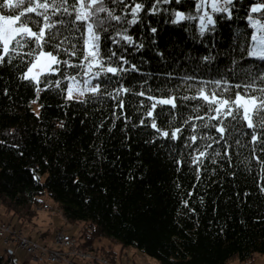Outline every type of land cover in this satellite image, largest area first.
<instances>
[{
    "label": "trees",
    "instance_id": "obj_1",
    "mask_svg": "<svg viewBox=\"0 0 264 264\" xmlns=\"http://www.w3.org/2000/svg\"><path fill=\"white\" fill-rule=\"evenodd\" d=\"M196 3L162 4L159 14L145 16L149 23L129 29L145 47L131 48L126 54L140 71L122 81L132 89L123 97V116L118 102L104 95L64 106L59 89L42 92L35 113L33 87L19 79L26 71L24 64L14 61L18 66L0 67V203L8 211L31 215L41 195L47 194L66 221L82 224L79 238L88 245L109 238L122 247H134L158 264H228L233 259L245 262L264 256V192L260 191L264 172L254 158L264 159V153L254 148L251 136L234 131L229 137L231 164L228 157L218 158L216 164L206 160L201 168L209 170L197 179L190 159L195 152L185 147L193 131L183 121L197 112L203 115L197 108L203 101L178 99L176 109L158 105L153 117L146 115L153 102L148 96L158 100L167 98L164 93L195 95L187 84L199 86L201 80L219 79L217 73L237 69L233 60L254 71L255 65L264 66L253 58L240 59V48L250 46L253 33L244 19L246 0L237 4L233 19H218L215 31L204 37L199 35L197 20L172 23L177 11L196 16ZM150 27L157 32L151 33ZM69 42L82 45L71 37ZM205 55L216 60L205 62ZM188 76L196 81H186ZM59 78L58 74L48 77ZM225 78L232 84L240 82L235 76ZM115 81L113 77L108 91L119 87ZM140 91L145 96L136 94ZM153 118L162 128L185 127L184 141L157 138L150 127ZM200 134L218 135L204 129ZM206 143L211 141H198L201 147ZM212 147L223 155L221 145ZM182 158L188 163L178 170L175 160ZM74 178L80 183H73ZM4 251L0 264H17L12 250Z\"/></svg>",
    "mask_w": 264,
    "mask_h": 264
},
{
    "label": "snow or ice",
    "instance_id": "obj_2",
    "mask_svg": "<svg viewBox=\"0 0 264 264\" xmlns=\"http://www.w3.org/2000/svg\"><path fill=\"white\" fill-rule=\"evenodd\" d=\"M173 3L179 4L181 0H0V67L5 63L18 66L14 61L24 64L26 71L20 74L19 79L28 81L33 87L35 99L32 103L40 99L42 92L57 89L64 94V106L71 101L87 103L92 97L104 95L118 102L117 107L122 110L123 116V97L132 93V89L125 87L122 81L126 75L131 76L132 73L140 71L139 66L132 63L126 54L131 48L139 51L145 47L143 42L137 43L133 35L129 34V29L149 23L145 16L157 15L162 4ZM239 3L241 0H197L196 16L177 11L172 23L198 19L199 35L204 37L206 32L215 31L218 19H233ZM246 3L244 19L254 32L251 33L250 46L240 48V59L243 60L246 56L264 62V0H246ZM4 9L9 11L4 12ZM65 31L69 35H64ZM150 31L155 34L157 28L150 27ZM70 37L77 42L82 41V45L69 42ZM65 44L67 47H64ZM110 44L116 46L115 50ZM46 48L48 50H45ZM73 57L78 58V62H74L71 59ZM26 58L30 59L25 63ZM202 59L212 62L216 57L205 55ZM232 63L238 70L217 73L219 79L201 80L198 82L199 86L196 83L187 84L189 89L195 91V95L178 97L164 93L167 98L158 100L153 96L147 97L153 101L146 110L148 117H153L158 105H170L172 109H176L178 99L203 101L197 105L203 115L197 112L183 121V125L190 126L193 131V134L187 137L185 147L195 152L190 159L195 166L197 179L202 171L209 170L207 167L201 168L206 160L216 164L218 158L223 160L228 157L231 164L229 150L232 145L229 143V137L234 131L250 135L254 148L258 147L259 151L264 153V66L255 65L254 71L252 66L241 67L236 60ZM69 69L73 72H68ZM57 74L59 79H48L49 76ZM230 76H235L240 82L230 83L229 79L225 78ZM113 77L119 87L108 91ZM185 80L196 81V77L188 76ZM136 94L145 96L144 91ZM121 116L116 118L121 119ZM194 121H200V124ZM160 123L163 125L165 121ZM140 124L144 125L145 121L141 119ZM60 126H64L63 122ZM150 127L156 130L157 138L184 141L185 127L173 128L168 125L162 128L158 126L155 118ZM242 128L252 131L243 132ZM201 129L218 135L200 134ZM200 140L211 143L201 147L198 144ZM234 143L239 145L240 140L236 139ZM213 144L223 147V155L212 147ZM254 158L264 172V159L260 156ZM175 163L179 170V167L188 161L182 158L175 160ZM73 183L79 184L80 181L74 178ZM260 191L264 192V187H261ZM244 195L248 196L250 193ZM188 204L189 201L185 200L186 207Z\"/></svg>",
    "mask_w": 264,
    "mask_h": 264
},
{
    "label": "rangeland",
    "instance_id": "obj_3",
    "mask_svg": "<svg viewBox=\"0 0 264 264\" xmlns=\"http://www.w3.org/2000/svg\"><path fill=\"white\" fill-rule=\"evenodd\" d=\"M198 25L199 20L197 19ZM254 32V29H253ZM32 108L35 113L39 111V103H32ZM44 205H48L44 208ZM35 211L31 215H25L23 211H19L18 215L8 211L0 203V223L8 225L14 233H7V240L0 237V254L5 253V249L11 245L13 248H18L17 245L11 243L15 236L26 238L31 243L35 242V253L31 256L26 255L21 248H18L20 254L19 261L28 259L24 264H158L155 259L142 254L134 247H122L109 238H100L94 240L91 245L85 243L79 238V232L82 224H72L65 220L58 206L47 194L40 197V203L34 206ZM62 230L63 233L71 235L74 238L73 244L62 243L55 240L54 234L56 231ZM88 231V230H86ZM6 233V232H5ZM106 250L113 251L110 254L105 253ZM260 261L264 260V256L257 255ZM18 261L17 258H15ZM75 259V260H73ZM243 262L247 264L253 261ZM258 260L253 264H264ZM35 261V262H32ZM21 262V261H20ZM229 262L228 264H232Z\"/></svg>",
    "mask_w": 264,
    "mask_h": 264
},
{
    "label": "built area",
    "instance_id": "obj_4",
    "mask_svg": "<svg viewBox=\"0 0 264 264\" xmlns=\"http://www.w3.org/2000/svg\"><path fill=\"white\" fill-rule=\"evenodd\" d=\"M47 206L48 205H44L43 207L46 208ZM7 233L11 234L14 232L10 230V227L8 225H4L3 223H0V237L7 240V238H6L8 236ZM54 237H55V240L61 241L62 243H66V244H70V243L73 244L75 241L73 236L63 233L62 230L56 231L54 234ZM11 243L17 245L18 248H21L24 251V253L28 256L29 255L31 256V254L35 253V249H36L35 244L36 243L35 242L31 243L26 238H19V237L15 236V238L13 239V241ZM73 260H75V259H73ZM32 262H35V261H32ZM253 262H254V260L250 261L247 264H253ZM71 263L72 264H78L75 262H71ZM98 264H100V263H98Z\"/></svg>",
    "mask_w": 264,
    "mask_h": 264
},
{
    "label": "crops",
    "instance_id": "obj_5",
    "mask_svg": "<svg viewBox=\"0 0 264 264\" xmlns=\"http://www.w3.org/2000/svg\"><path fill=\"white\" fill-rule=\"evenodd\" d=\"M0 243H2V242H0ZM7 247H10V248L12 249L11 245H8ZM12 253H13V258H14V260L16 261L15 258L18 259V261H16L17 264H24V262L29 261L28 259H25L26 256L24 257V260H23V261H22V260H20L21 262L19 261V256H20V254H19V252H18V248H16V247L13 248ZM259 259H260V258H258L257 255L254 256L255 263H257ZM256 261H257V262H256ZM259 261H260V260H259ZM232 262H233L232 264H242V263H243V262H240V261H238V260H236V259H233ZM260 262H263V263H264V260H263V261H260ZM132 264H134V262H132Z\"/></svg>",
    "mask_w": 264,
    "mask_h": 264
}]
</instances>
